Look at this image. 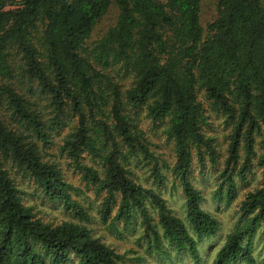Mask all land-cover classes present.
Masks as SVG:
<instances>
[{
    "label": "trees",
    "instance_id": "obj_1",
    "mask_svg": "<svg viewBox=\"0 0 264 264\" xmlns=\"http://www.w3.org/2000/svg\"><path fill=\"white\" fill-rule=\"evenodd\" d=\"M202 2L0 0V264H119L87 226L92 211L117 232L141 230L146 251L197 261L198 242L219 227L192 183L197 167L215 180L213 198L237 200L210 264L254 263L247 237L264 222V0H216L205 26ZM112 6L115 23L90 41ZM259 167L260 182L238 198L236 179ZM169 177L186 222L160 193ZM36 199L61 203L71 220H46Z\"/></svg>",
    "mask_w": 264,
    "mask_h": 264
},
{
    "label": "rangeland",
    "instance_id": "obj_2",
    "mask_svg": "<svg viewBox=\"0 0 264 264\" xmlns=\"http://www.w3.org/2000/svg\"><path fill=\"white\" fill-rule=\"evenodd\" d=\"M215 1L216 0H203L202 2L200 16L204 26L215 17ZM116 17L117 10L115 6H112L96 24L91 33L90 41H94L99 38L110 25L115 23ZM214 122L217 124V121ZM154 137L156 142L158 141L157 143L159 144L160 140H157V136ZM220 144L221 147L224 146L222 141H220ZM50 152L54 154L51 158L58 159L59 152L56 148L51 149ZM60 162L61 167L68 174L69 178L77 185L76 177L67 167V160L63 157ZM145 170L146 168L140 169L139 175H144ZM261 170L262 169L260 167L255 168L254 172L247 176L245 183H241L238 179H236V182L240 185V189L245 187L247 190L255 187L260 182ZM168 175L170 176V174ZM193 175L192 183L197 188L202 190L205 198L202 203V208L209 211L219 223V227L214 234L202 237V239L198 242L197 249L199 258L197 261L185 252L175 253L171 251L168 255H166L155 250L146 251L145 241L136 240V238L141 234V230L136 229L134 231H125L122 227H118L120 232H117L116 229H113L109 227L108 224L103 223L99 215L93 211L91 212L93 218L87 226L93 229L94 235L99 237L101 241L105 242L107 245L114 248L116 252L122 255V259H120L119 264H210L216 252L222 246L227 233L235 224L238 216L236 212L237 200H234L229 204L225 199L216 200L213 198V192L216 189V182L213 177H211V174L201 175L200 169L197 167ZM172 180L173 179L169 177L165 188L162 189L160 193L162 197L166 199L168 207L176 215L185 219L186 222L184 197L178 182H176V187L172 188ZM244 189L239 192L238 198H242L241 196ZM82 196V194H79L76 198L82 200ZM90 196L91 200H93V196L91 194ZM35 201L37 202L36 210L39 211L40 215L43 214L46 220H52L55 222L71 220V215L63 209L61 203H52L50 201L42 202L39 199H36ZM93 206H95V203ZM247 241L250 242L252 254L255 259L252 264H264V222H261V224L255 228L254 232L249 233ZM73 259L72 264H77V259ZM236 264L248 263L241 262Z\"/></svg>",
    "mask_w": 264,
    "mask_h": 264
}]
</instances>
